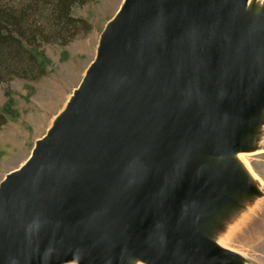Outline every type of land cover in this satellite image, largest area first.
<instances>
[{
    "label": "water",
    "instance_id": "95a60500",
    "mask_svg": "<svg viewBox=\"0 0 264 264\" xmlns=\"http://www.w3.org/2000/svg\"><path fill=\"white\" fill-rule=\"evenodd\" d=\"M125 0L29 158L0 183V264H238L210 238L254 190L264 12Z\"/></svg>",
    "mask_w": 264,
    "mask_h": 264
},
{
    "label": "rangeland",
    "instance_id": "374dc122",
    "mask_svg": "<svg viewBox=\"0 0 264 264\" xmlns=\"http://www.w3.org/2000/svg\"><path fill=\"white\" fill-rule=\"evenodd\" d=\"M18 1L22 2L8 0L10 5H17ZM124 1L88 0L75 4L72 15L84 18L90 29L80 24V34L68 43H43L33 50L45 68L39 78L13 76L0 80V111L6 117V123L0 127V183L7 173L25 163L37 140L46 135L63 112L97 55L106 24ZM248 11L255 15L263 13L264 0H250ZM238 153L242 161H237L254 190L219 218L209 236L236 253L238 264H264V113L250 135V149ZM130 264L145 263L132 259Z\"/></svg>",
    "mask_w": 264,
    "mask_h": 264
},
{
    "label": "trees",
    "instance_id": "16d2710c",
    "mask_svg": "<svg viewBox=\"0 0 264 264\" xmlns=\"http://www.w3.org/2000/svg\"><path fill=\"white\" fill-rule=\"evenodd\" d=\"M87 1L22 0L10 5L8 0H0V80L13 76L39 78L45 68L33 50L43 43H68L80 34V24L89 30L84 18L72 15L75 4ZM5 123L0 111V127Z\"/></svg>",
    "mask_w": 264,
    "mask_h": 264
},
{
    "label": "bare ground",
    "instance_id": "6f19581e",
    "mask_svg": "<svg viewBox=\"0 0 264 264\" xmlns=\"http://www.w3.org/2000/svg\"><path fill=\"white\" fill-rule=\"evenodd\" d=\"M249 2H250V0H249ZM259 9V8H258ZM261 10V9H260ZM256 11V10H255ZM255 15V14H254ZM239 154H241V153H236L235 154V156H234V158H236V159H238V160H241V156H238ZM242 161V160H241ZM217 236H218V234H217Z\"/></svg>",
    "mask_w": 264,
    "mask_h": 264
}]
</instances>
